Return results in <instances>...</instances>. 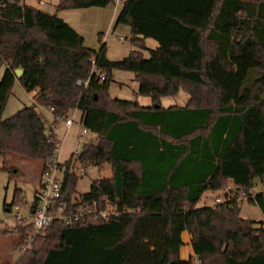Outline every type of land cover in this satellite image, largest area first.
I'll list each match as a JSON object with an SVG mask.
<instances>
[{"label": "trees", "instance_id": "obj_1", "mask_svg": "<svg viewBox=\"0 0 264 264\" xmlns=\"http://www.w3.org/2000/svg\"><path fill=\"white\" fill-rule=\"evenodd\" d=\"M18 1L0 0V116L15 82L51 108L52 124L77 110L92 137L63 163L59 200L68 209L108 204L115 214L53 221L13 264H264V225L241 218L237 202L258 179L262 190L248 202L264 215V0H121L114 25L129 26L131 43L158 46L148 58L131 51L117 60L105 57L104 43L85 46L56 14ZM113 2L58 0L55 9ZM112 70L133 72L151 104L111 97ZM179 90L188 94L183 104L161 106ZM55 142L32 107L0 117L1 168L9 171L11 155L43 164ZM75 163H108L111 174L75 194ZM228 185L232 197L195 206ZM20 195L14 189L4 211L24 204ZM15 228L18 248L31 229ZM183 231L193 250L186 260Z\"/></svg>", "mask_w": 264, "mask_h": 264}, {"label": "rangeland", "instance_id": "obj_2", "mask_svg": "<svg viewBox=\"0 0 264 264\" xmlns=\"http://www.w3.org/2000/svg\"><path fill=\"white\" fill-rule=\"evenodd\" d=\"M57 1L58 0H19L18 4L32 6L47 14H56L59 18H63L67 23L69 20L71 26H74L73 19L76 17L75 14L71 13L68 16V13L61 14L59 11H56L55 6ZM89 28L91 29V27ZM101 31L102 35L100 36L103 37L101 42L104 43L105 56L108 60L120 59L135 50L140 51L144 58H148L149 50L158 46V43L152 38L146 39L144 48H138L137 46L131 44L129 30L127 26L121 24L114 25V23H112L110 27L107 29H101ZM93 34L94 35L92 36L95 37V31ZM2 72L3 68L0 67V78ZM137 91L138 82L135 80L133 72L123 70L111 71V80L107 88V92L111 97L126 100H137L140 104L151 103L149 97L140 95ZM187 97L188 94H186L184 90H179L176 94L162 96L160 104L161 106H169L173 104L180 105L185 102ZM24 106L33 108L42 122L45 134L54 133L56 139L61 141L60 157H67V154H69L73 147L74 139L77 138L79 140H83L85 136L89 137L92 135L89 132H87V134L81 133V127L77 121L78 113H75L74 116L77 122L70 128L66 138L62 140L64 128L61 123L57 121L56 124H52V117L47 108L34 103L31 100L30 93L25 92L16 82L12 88V94L9 96L2 110L0 116L1 119L7 118ZM75 148L80 149V145H76ZM1 165L2 162L0 161V264H13L20 253L16 245L17 232L15 226H13V213L4 211L3 203H9L13 190L19 189L21 199L25 201L24 205L20 207L19 212L23 215L27 214V209L33 202V188L43 164L38 159L11 155L4 162V166L9 167V171L6 168H1ZM71 171L76 175L75 194L86 192L92 180L108 177L111 174L108 163H103L100 167L90 164L75 163L72 166ZM261 190L262 183L260 180L256 179L255 189L253 192L256 194ZM217 196L223 201L224 190L217 192H204L195 206L201 207L204 205H214L216 204L215 198ZM14 205L15 204H13V206ZM239 214L244 220L253 222V226H259L260 224L264 225V215L259 207L249 203L247 199L242 197L239 198ZM182 250V257L186 259L192 257H189L186 251L184 252L185 246Z\"/></svg>", "mask_w": 264, "mask_h": 264}, {"label": "built area", "instance_id": "obj_3", "mask_svg": "<svg viewBox=\"0 0 264 264\" xmlns=\"http://www.w3.org/2000/svg\"><path fill=\"white\" fill-rule=\"evenodd\" d=\"M115 6L121 5V0H114ZM91 67L93 68L94 61H90ZM99 79H103V75H98ZM80 84V81L76 82ZM85 84V82H83ZM51 112V108H49ZM57 121L61 123L64 128L62 140L66 138L70 128L76 124L73 113H69L65 116L57 117ZM81 127V126H80ZM81 133H87L88 131L84 128H80ZM82 140L74 139L73 147L69 152V156L76 157L79 153V149L75 148L76 145H81ZM61 141L56 139L54 148L51 154L44 160L42 169L39 173L38 179L33 188V202L27 209V214H21L19 212L20 207L24 204H15L8 207V212L13 213V226H29L30 232L24 237L22 244L18 247L19 252H23L31 247V243L34 237L39 234L45 227L51 222L55 221L59 226H68L71 223L80 221L86 218L99 217L102 220H107L111 215L115 214V210L106 204L103 209L96 210L87 206L77 205L72 209H68L65 202L60 201V183L61 173L63 170L61 150ZM255 185L252 187L249 194L240 192L237 202L239 204V198L244 199L254 198L255 193L253 192ZM228 198L233 196V186L228 185L224 189V195ZM220 197L215 198V203H221Z\"/></svg>", "mask_w": 264, "mask_h": 264}, {"label": "crops", "instance_id": "obj_4", "mask_svg": "<svg viewBox=\"0 0 264 264\" xmlns=\"http://www.w3.org/2000/svg\"><path fill=\"white\" fill-rule=\"evenodd\" d=\"M119 8H120V5L115 6L112 3V4H108V5L104 6V7H94V6H92V7L82 8V9L60 10L59 12L61 14H67L68 13V16L71 13L75 14L76 17H74V19H73L74 26H71L69 20H68V23L63 18H62V20H64L78 34H80V36L82 37V40H83V44L85 46H87L89 48L95 47V48H91V49L96 50L99 47L100 43H103V42H101L103 37L100 36V35H102L101 29H107L108 27H110V25L114 21V18L116 16ZM121 25L127 26L128 30H129V33H130L129 26L127 24H121ZM93 26H94V28H93ZM89 27H91V29H93V30H91ZM94 31H95V37L92 36V35H94L93 34ZM146 39L147 38L142 39L143 46L137 45V44H134V43H131V44L137 46L138 48H144ZM135 51H138V50H135ZM138 52H140V51H138ZM16 83L18 84V82H16ZM34 92H35V90H32V91L28 92L31 95V100H32V95L34 94ZM187 99H188V97L186 98V100ZM150 104L151 103H149V104H141V105H150ZM164 107H166V106H164ZM47 110H48L49 114L51 115V113H50L48 108H47ZM70 113H73V116L75 115V113H78V120L77 121L79 123V112L77 110H72ZM74 119H75V116H74ZM56 122L54 124H56ZM85 134H87V133H85ZM90 137H92V135H90L89 137L85 136L84 139L90 138ZM68 157H69V154H67V157L66 156L65 157H61V159L62 160H66ZM181 239L183 241V245L180 248L179 254H180V258L181 259L186 260V258L182 257V255H181L182 252H183L182 248L185 246L184 252L186 251L189 257L193 256V250H192V247H191V235L187 231H183L181 233Z\"/></svg>", "mask_w": 264, "mask_h": 264}, {"label": "water", "instance_id": "obj_5", "mask_svg": "<svg viewBox=\"0 0 264 264\" xmlns=\"http://www.w3.org/2000/svg\"><path fill=\"white\" fill-rule=\"evenodd\" d=\"M21 69H19V68H16V69H14V74H15V76L16 77H19L20 76V74H21Z\"/></svg>", "mask_w": 264, "mask_h": 264}]
</instances>
